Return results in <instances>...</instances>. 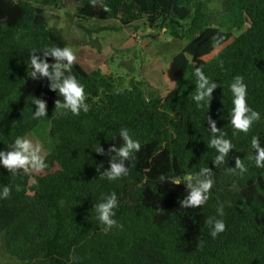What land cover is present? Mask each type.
Returning a JSON list of instances; mask_svg holds the SVG:
<instances>
[{
    "label": "trees",
    "instance_id": "obj_1",
    "mask_svg": "<svg viewBox=\"0 0 264 264\" xmlns=\"http://www.w3.org/2000/svg\"><path fill=\"white\" fill-rule=\"evenodd\" d=\"M75 1L79 19L116 21L115 30L143 22L189 43L165 66L163 96L135 80L118 87L110 76L86 72L76 62L72 73L84 85L89 111L58 116L54 102L63 97L46 78L29 76L28 60L33 50L43 58L41 50L67 46L44 15L61 0H0V151L48 125L53 149L45 162L58 165L53 173L31 178L13 177L0 165V191L5 185L12 189L8 199H0L7 252L20 264H264V168L255 166L251 147L253 136L264 147V0H98L96 7ZM218 31L226 39L217 45L211 37ZM195 67L218 85L209 108L198 109L193 99ZM236 75L244 77L248 106L261 119L249 133L234 136L229 85ZM34 97L46 104L47 115L39 120L32 119ZM208 116L234 145L217 167ZM122 128L141 150L126 162V177L102 180L97 168H109L115 153L108 149L123 144ZM99 146L104 155L96 152ZM237 156L248 169L243 176L228 171ZM201 167L213 171L210 199L200 208H181L186 184L159 177H186ZM113 192V219L123 227L105 233L94 205ZM209 217L226 224L216 238L205 223Z\"/></svg>",
    "mask_w": 264,
    "mask_h": 264
},
{
    "label": "clouds",
    "instance_id": "obj_2",
    "mask_svg": "<svg viewBox=\"0 0 264 264\" xmlns=\"http://www.w3.org/2000/svg\"><path fill=\"white\" fill-rule=\"evenodd\" d=\"M90 6L96 7L98 0H89ZM104 11H109L107 5H101ZM166 32V29L163 30ZM215 44H220L226 39L220 31L211 37ZM43 52V58L36 55L37 52L33 50L29 53L28 67L31 68L29 76L35 80L47 79L49 88L51 91L57 92L60 97H63V101L56 99L55 110L58 116L67 115L69 112L74 116H79L81 111L87 113L89 111V105L86 103V93L84 85L81 84L76 76L72 73V67L77 62V56L70 47L53 46L41 50ZM51 57L53 63L47 62V58ZM221 61V65H222ZM196 76V90L193 96L194 101L198 109L210 106L212 100L213 90L218 87L217 83L210 80L204 73L201 67H195ZM230 91L233 96L232 104L233 108L230 115V124L233 128V135L238 133L247 134L251 130L253 124L261 119L259 111L254 110L248 106L247 103V85L244 82V77L236 75L233 81L229 85ZM33 104L36 106L35 111L32 114L33 120H39L46 117V104L43 100L33 98ZM207 121L210 128L211 139L209 141V147L214 148L218 155L215 156L212 161L217 167L225 163L226 158L229 155L230 150L234 149V145L230 139L225 138L226 133L222 132L217 127V123L210 116L207 117ZM119 136L123 141V144L119 147L113 145L108 149V154L111 155L109 160V168L99 172L100 179H107L109 181H115L119 178L126 177L129 174V168L126 162L135 159V154L141 150V144L138 140L133 139L130 136L129 130L122 128L119 132ZM251 147L256 151L253 159L257 168H264V147H261L258 136L251 138ZM10 150L0 151V165L7 169L13 177L23 174L30 178L33 174L42 173L48 165L45 160L46 157L43 154V146L37 141L33 142L26 137H17L14 143L9 147ZM96 152L100 155H104V149L98 147ZM243 176L248 171L247 167L243 163L242 159L238 156L235 158V167L229 168L230 173H236ZM161 182L165 180L169 181L173 185L186 184L187 195L180 201L181 208H200L204 206L210 199V192L214 186L213 171L210 167H201L194 175H187L186 177L174 176L171 178H165L163 175L159 177ZM35 183V180H31ZM10 186H3L0 191V199H8L11 194ZM19 191V186H17ZM102 202L94 205L95 211L98 214V220L105 225L103 231L107 233L113 227H120L113 217L115 216L114 209L118 207V199L115 192L103 195ZM219 216L224 215L223 205H220L217 209ZM206 225L211 229L210 235L212 238H216L218 234L223 233L226 230V224L222 219H216L215 217H209L205 221ZM204 242L201 240L198 247L202 248Z\"/></svg>",
    "mask_w": 264,
    "mask_h": 264
},
{
    "label": "rangeland",
    "instance_id": "obj_3",
    "mask_svg": "<svg viewBox=\"0 0 264 264\" xmlns=\"http://www.w3.org/2000/svg\"><path fill=\"white\" fill-rule=\"evenodd\" d=\"M76 6L75 0H61L58 7L45 8L44 15L48 26L61 32L66 47L74 51L82 69L108 75L121 88L128 87L129 82L135 80L144 84L145 90L165 95L167 90L162 78L165 66L189 40H174L163 31L165 29L146 28L143 22L115 30L119 27L116 21L79 19ZM25 137L34 143L39 141L45 157L51 154L53 141L48 134V125L33 130ZM47 165L42 173L33 175L43 176L58 169L56 163ZM0 264H20L7 252L3 237H0Z\"/></svg>",
    "mask_w": 264,
    "mask_h": 264
}]
</instances>
